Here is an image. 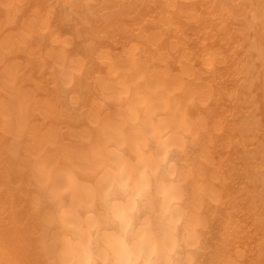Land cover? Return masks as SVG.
<instances>
[{
	"label": "bare ground",
	"instance_id": "6f19581e",
	"mask_svg": "<svg viewBox=\"0 0 264 264\" xmlns=\"http://www.w3.org/2000/svg\"><path fill=\"white\" fill-rule=\"evenodd\" d=\"M0 264H264V0H0Z\"/></svg>",
	"mask_w": 264,
	"mask_h": 264
}]
</instances>
